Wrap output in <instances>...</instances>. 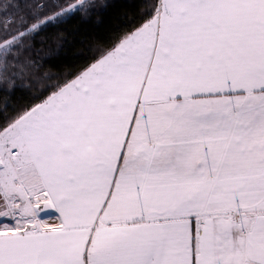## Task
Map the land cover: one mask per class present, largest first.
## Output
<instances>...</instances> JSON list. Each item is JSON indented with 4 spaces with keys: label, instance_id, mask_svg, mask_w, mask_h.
<instances>
[{
    "label": "snow or ice",
    "instance_id": "1",
    "mask_svg": "<svg viewBox=\"0 0 264 264\" xmlns=\"http://www.w3.org/2000/svg\"><path fill=\"white\" fill-rule=\"evenodd\" d=\"M107 7L0 0V264H264V0H137L48 63Z\"/></svg>",
    "mask_w": 264,
    "mask_h": 264
},
{
    "label": "trees",
    "instance_id": "2",
    "mask_svg": "<svg viewBox=\"0 0 264 264\" xmlns=\"http://www.w3.org/2000/svg\"><path fill=\"white\" fill-rule=\"evenodd\" d=\"M109 7L105 8L98 16L82 20L80 18H71L58 26H50L43 35L49 37L52 41V59L48 63L54 66L64 64L76 65L85 62L93 55L97 41L107 37L110 31H114L121 26L122 18L125 13L133 14L137 10V0H107ZM62 32L66 37L64 50L56 54L58 41L56 34ZM42 56L49 55L45 50L41 52ZM28 94L17 91L10 103L20 104L27 100Z\"/></svg>",
    "mask_w": 264,
    "mask_h": 264
}]
</instances>
